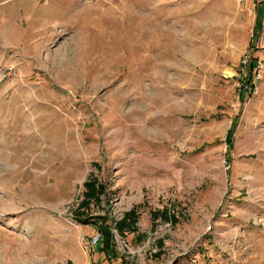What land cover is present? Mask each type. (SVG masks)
<instances>
[{"label": "rangeland", "instance_id": "obj_1", "mask_svg": "<svg viewBox=\"0 0 264 264\" xmlns=\"http://www.w3.org/2000/svg\"><path fill=\"white\" fill-rule=\"evenodd\" d=\"M262 1L0 0V264H264Z\"/></svg>", "mask_w": 264, "mask_h": 264}, {"label": "trees", "instance_id": "obj_2", "mask_svg": "<svg viewBox=\"0 0 264 264\" xmlns=\"http://www.w3.org/2000/svg\"><path fill=\"white\" fill-rule=\"evenodd\" d=\"M262 3H264V0L262 1ZM260 27H261V11L259 12L257 19H256L254 32H253L254 33L253 38L259 37L258 34L260 32L259 31ZM252 56H253V61L249 69V75H248L249 77L251 76V70L253 69L255 61L259 59L258 57H255L254 54H252ZM85 187H86L85 197L87 200H91L90 198H93L97 202H100L101 201L100 197L106 193V187L103 184H98V182L94 180L88 181L85 184ZM87 204H88L87 202H84V206H87ZM79 213H78L77 219L83 224L85 225L93 224L97 227L99 226V229H98L99 241H98V245L96 246L98 247V252L100 254H104L106 258H109V259L119 258L120 254L115 244L114 235L108 224L109 218L104 217V216H99L97 220H95L94 222H90L88 221V219L83 220V218L80 217L81 214ZM154 216L155 218L162 217L166 221H172L173 223L176 221V218L174 217V215H169L167 214L166 211H163V212L157 211V213H155ZM137 218H138V215H137L136 210H132L128 212L125 215V218L122 221L117 223V227L120 233L124 234L126 228H131L130 230H135V228H132V227L135 224Z\"/></svg>", "mask_w": 264, "mask_h": 264}, {"label": "built area", "instance_id": "obj_3", "mask_svg": "<svg viewBox=\"0 0 264 264\" xmlns=\"http://www.w3.org/2000/svg\"><path fill=\"white\" fill-rule=\"evenodd\" d=\"M253 61V56L249 52L244 53L240 63H241V69L239 70V77H241L243 80L241 81V92L245 96V98L253 97L258 92V84L262 80L264 75V61L261 59H258L255 61V64L253 66V69L251 70V76L249 77V69L251 66V63ZM10 69V68H9ZM15 67H11L10 70L6 69L3 71V75H1V79L7 78L10 76V74H14ZM99 241V235H96L92 238L90 244L88 245V249L92 250L96 248Z\"/></svg>", "mask_w": 264, "mask_h": 264}, {"label": "crops", "instance_id": "obj_4", "mask_svg": "<svg viewBox=\"0 0 264 264\" xmlns=\"http://www.w3.org/2000/svg\"><path fill=\"white\" fill-rule=\"evenodd\" d=\"M40 41H38V43H39ZM260 58V57H259ZM260 59H262V58H260ZM2 60H3V58H2ZM264 84V83H263ZM4 88V84L3 83H0V91H7V89L5 88V89H3ZM1 100V99H0Z\"/></svg>", "mask_w": 264, "mask_h": 264}]
</instances>
